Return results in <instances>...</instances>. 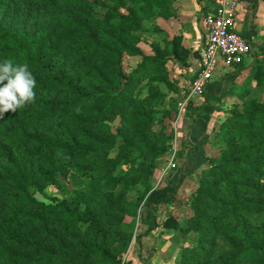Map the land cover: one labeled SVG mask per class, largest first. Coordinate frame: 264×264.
Returning <instances> with one entry per match:
<instances>
[{
    "label": "trees",
    "instance_id": "trees-1",
    "mask_svg": "<svg viewBox=\"0 0 264 264\" xmlns=\"http://www.w3.org/2000/svg\"><path fill=\"white\" fill-rule=\"evenodd\" d=\"M177 2L0 0V63L27 64L36 81L34 103L0 118V264H131L141 206L176 202L155 173L182 97L171 68H189L192 51L181 35L142 45ZM126 57L140 58L129 73ZM245 82L211 130L192 215L163 223L193 237L176 264H264V101L253 93L264 59Z\"/></svg>",
    "mask_w": 264,
    "mask_h": 264
},
{
    "label": "crops",
    "instance_id": "crops-1",
    "mask_svg": "<svg viewBox=\"0 0 264 264\" xmlns=\"http://www.w3.org/2000/svg\"><path fill=\"white\" fill-rule=\"evenodd\" d=\"M215 4H217V0H178L176 5L179 12L178 17L150 23V30L154 32L156 38L167 36L169 39H173L177 35L182 36V45L192 51V57L189 68L178 69L180 72L188 74L191 79L201 69V53L205 35L204 20L207 15L214 11ZM156 25L159 26L158 30H156ZM236 29L240 34L251 39L252 52L246 57L242 65L224 66L219 69L208 84L205 96L197 98L189 111L180 119L178 131L179 140L182 144V157L179 159V167L172 175L167 176L168 174L164 173V169L169 158L160 160L162 185L159 187L171 184L176 187L180 193L179 196L184 197H177L173 204L150 206V215L148 213L143 220L146 232L150 230V233L145 234V232L130 247L126 260L130 261L131 264H176L180 247L186 244L193 245L192 236L182 235L178 230L172 228L166 229L163 227V223L168 215L175 216L180 224L186 222L183 217L178 218L177 214H179L178 210H181L182 207L180 206L183 204L179 199H185L187 194L190 195L188 198L190 201L184 204L182 210H188L192 213L191 197L199 180V176L197 177L199 175L198 168L203 164L202 162L207 163L204 153L207 152L212 141L211 130L213 126L221 122L229 111L230 104L234 101V99L229 100L231 89L236 87L243 76L247 78L251 67L264 59V0H241ZM174 81L182 94L186 90L183 89L184 83L176 79ZM253 89L256 88L253 86ZM161 206L164 207L161 208ZM169 238H171V245L169 253H167L165 248L169 243Z\"/></svg>",
    "mask_w": 264,
    "mask_h": 264
},
{
    "label": "built area",
    "instance_id": "built-area-1",
    "mask_svg": "<svg viewBox=\"0 0 264 264\" xmlns=\"http://www.w3.org/2000/svg\"><path fill=\"white\" fill-rule=\"evenodd\" d=\"M241 0H217L218 8L204 20V44L201 53V69L196 73L178 104L177 121L189 111L195 99L203 97L208 84L222 67L240 66L252 52V41L236 29ZM179 150L173 143L169 162L164 173L179 167ZM127 258V256H126ZM125 258V260H126Z\"/></svg>",
    "mask_w": 264,
    "mask_h": 264
},
{
    "label": "rangeland",
    "instance_id": "rangeland-1",
    "mask_svg": "<svg viewBox=\"0 0 264 264\" xmlns=\"http://www.w3.org/2000/svg\"><path fill=\"white\" fill-rule=\"evenodd\" d=\"M98 13H99V15H102V11L100 10V11H98ZM146 27H147V29H149V31L148 32H146V33H144V35H143V38H144V44L142 45V47H143V49L146 51V52H149L150 51V48H149V44L152 42V41H154V40H156L157 38L154 36V32H151V30H150V27H151V24H146ZM153 28V27H152ZM139 61H140V58H131V57H126L125 58V61H124V65H125V69H126V71H127V73H129V72H131L136 66H137V64L139 63ZM171 73H172V76H173V78L174 79H176V80H178V81H180V82H182V83H184L183 85H185L184 86V88L183 89H186L187 90V88L189 87V84L191 83V82H189L190 81V79H191V77H189L188 76V74H184V72L182 73V72H180L179 71V69L177 68V67H172L171 68ZM244 79H246L245 78V76H243V78L240 80V82H238L237 84H236V89H235V91L233 92V94H231L230 95V101L231 100H233V99H235V98H237L238 97V95L242 92V91H244V90H246V89H248L249 88V84H248V82H245V80ZM180 85V84H179ZM256 84L254 83L253 84V86L254 87H256L255 86ZM183 87V86H182ZM253 93H254V96H256V97H258L261 101H264V89L262 88V89H253ZM205 96V95H204ZM180 100L181 99H179L178 100V103H177V107H178V104H179V102H180ZM195 101H196V99H195ZM195 101H194V103H195ZM193 103V104H194ZM193 106V105H192ZM177 110V114L175 115V117H174V119H173V124H172V131H173V133H174V141H173V143H176V145H177V147H178V150H179V157H182V144L180 143V140H179V128H178V125H179V121H180V119L184 116V115H182L181 117H180V119L177 121V124H176V119H177V117H179V115H180V112H179V110H178V108L176 109ZM212 142L213 141H211L210 142V146H212L211 144H212ZM210 146H209V148H208V150L207 151H209V149H210ZM198 148V147H197ZM180 159V158H179ZM204 160H205V158H203ZM202 159V160H203ZM180 161V160H179ZM169 162V161H168ZM203 164H201L202 165V167L203 166H205L207 163H205V162H202ZM164 166H165V163H164ZM178 169V168H177ZM174 171H177V170H169V171H167V172H165V174L167 173L168 175L167 176H170V175H172L173 173H174ZM160 175H161V177H162V174H161V170H160V167L158 168V170H157V172L155 173V184H156V187L158 188L160 185H162V178H160ZM197 175V174H196ZM199 175H197V177H198ZM198 179H199V177H198ZM197 186L198 185H196L195 187H194V191L197 189ZM67 187V186H66ZM71 187L72 186H70L69 188L67 187V189L65 188L64 190H61V189H59V188H57V187H55V186H50L49 188H47V195H49V196H58V197H60V198H63V197H70L71 196V191L69 190V189H71ZM180 195V193L178 192V194H177V197H184V196H179ZM189 196L190 195H188L187 194V196H185V199L183 198V199H179V201L181 200V203H183V204H181V206L180 207H182L181 208V210H178L179 211V214H177V216H178V218H184L185 220H188V218L192 215V213L191 212H189L188 210H182V209H184V204H186L187 203V201H190L188 198H189ZM186 206V205H185ZM164 206H161V208H163ZM149 208L150 207H145V206H141V208H140V210H139V222H138V235H142L143 236V234L146 232V226H144L143 225V220L146 218V216H147V214L149 213V215H150V211H149ZM178 213V212H177ZM152 214V213H151ZM157 235H159V234H157ZM167 237H168V235H166ZM168 241H169V243L166 245V248H165V251L167 252V253H169V248H170V245H171V243H170V241H171V238H169L168 239ZM129 250H130V248H129Z\"/></svg>",
    "mask_w": 264,
    "mask_h": 264
},
{
    "label": "clouds",
    "instance_id": "clouds-1",
    "mask_svg": "<svg viewBox=\"0 0 264 264\" xmlns=\"http://www.w3.org/2000/svg\"><path fill=\"white\" fill-rule=\"evenodd\" d=\"M36 81L27 64H15L11 59L0 63V118L34 103Z\"/></svg>",
    "mask_w": 264,
    "mask_h": 264
}]
</instances>
